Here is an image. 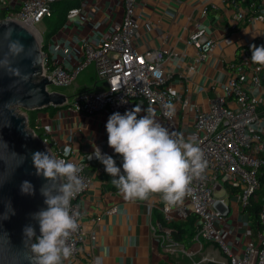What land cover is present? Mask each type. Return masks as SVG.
Instances as JSON below:
<instances>
[{
    "label": "built area",
    "instance_id": "built-area-1",
    "mask_svg": "<svg viewBox=\"0 0 264 264\" xmlns=\"http://www.w3.org/2000/svg\"><path fill=\"white\" fill-rule=\"evenodd\" d=\"M53 1L0 0V19H15L39 30L37 23L51 15ZM81 1L79 7L69 10L68 19L80 15L89 0ZM138 1L118 0L123 8L120 26L98 42L85 40L82 56L71 67L65 66L62 60L51 58L45 50L42 35L43 74L54 84L69 86L87 66L93 64L98 77L104 80L105 88L75 93L67 99L65 109L86 116L103 112H122L123 115L142 99L159 110L164 127L179 132L178 109L175 107L169 118L163 107L176 100L168 86L171 74L164 69L167 58L173 53L169 54L162 47L144 51L138 48L135 41L139 27ZM220 5L235 8L233 25L237 30L241 22L264 24V0H221L220 4H211L217 9L221 8ZM208 10L209 7H205L204 12ZM242 30L246 35L242 44L231 35L214 37L202 24H198L187 38V43L196 50L197 63L205 62L219 43L235 48V58L227 65L232 74L220 82L221 92L211 100L209 108L196 112L193 128L185 135L186 141L201 148L206 161L205 170L192 180L182 203L166 205L159 193L154 201V207L161 215L151 223V229L159 238L162 250L169 255L186 254L191 264H264V95L258 91L264 85V66L251 61V46L264 45V27L253 38H250L251 30L247 26ZM188 106L189 100L185 98L182 108ZM40 119L37 117L34 128L30 127L36 134L43 131ZM40 137L56 158H64L81 168L79 175L84 186L71 200L78 228L68 238L67 243L73 252L64 264H104L96 253L100 216L89 225L83 222L81 198L93 183L88 173L89 162L83 157L65 154L61 147L52 143L45 131ZM257 204H260L258 227L251 217ZM115 211L116 206L107 210L108 213ZM192 214L197 216L196 231L189 247L175 236L179 230L171 223L187 220ZM237 214L244 216L232 219ZM234 221L243 223L245 230L234 233L227 242L222 230ZM207 247L212 252L206 251ZM234 247L242 249L241 253L236 254Z\"/></svg>",
    "mask_w": 264,
    "mask_h": 264
},
{
    "label": "crops",
    "instance_id": "crops-1",
    "mask_svg": "<svg viewBox=\"0 0 264 264\" xmlns=\"http://www.w3.org/2000/svg\"><path fill=\"white\" fill-rule=\"evenodd\" d=\"M117 1L89 0L80 15L73 19L67 18L65 24L45 41V50L51 58L62 60L65 66L71 67L82 56V43L85 40L98 42L104 35L117 29L123 18L121 2ZM220 1L139 0L137 4L139 27L135 41L138 48L144 51L162 47L169 54L173 53L167 58L164 69L171 74L168 86L176 95L174 106L178 109V130L184 138L193 128L196 112L208 109L211 100L221 92L220 82L232 74L227 65L235 58L233 46L219 43L205 62L197 63L196 50L187 43L191 32L198 24H202L214 37L231 35L238 44H242L246 40L242 28L247 26L251 30L249 36L253 38V33L264 27L263 23L247 25L241 22L237 30L233 25L236 13L234 7L220 5L221 8L217 9L211 6L212 3L220 4ZM205 7H209L207 13L204 12ZM86 14H89L87 18ZM55 47L57 50H54ZM86 71L91 76L84 78L88 85L76 89L79 85L75 83L67 99L80 91L105 88L103 80L99 83L93 64L81 73ZM185 98L189 100V106L182 108ZM141 103L142 101L138 105ZM143 103L145 106L142 109L151 107L154 118L163 125L159 110ZM111 114L113 113L103 112L86 116L65 108H48L35 114L36 118H41V128L53 144L61 147L65 154L83 157L89 162L88 173L92 176L93 183L81 198V203L85 225L91 224L94 218L100 216L97 258L104 264H187L182 258L188 257L191 264L190 257L186 254L165 253L159 238L151 229V223L161 215L160 210L154 207L158 193L152 194L147 200L126 201L111 183L112 177L106 173L105 166L92 155L94 146L98 147L102 154L112 156L122 170V157L107 142L106 123ZM145 114L142 111L138 115ZM89 155H92L91 159H88ZM113 206H116V211L108 213L107 210ZM180 241L189 247L193 243L187 234ZM207 249L212 252L210 247L206 251Z\"/></svg>",
    "mask_w": 264,
    "mask_h": 264
},
{
    "label": "clouds",
    "instance_id": "clouds-1",
    "mask_svg": "<svg viewBox=\"0 0 264 264\" xmlns=\"http://www.w3.org/2000/svg\"><path fill=\"white\" fill-rule=\"evenodd\" d=\"M22 49L19 41L11 42L10 51L15 55ZM251 53L252 63L264 66V45H252ZM163 107L170 118L174 104L168 102ZM142 111L146 114L138 118ZM106 131L109 147L122 157V170L112 156L102 154L98 147L94 146L92 155L105 166L106 173L112 177L111 183L126 201L147 200L159 193L166 205L182 203L192 180L206 168L201 148L186 141L182 133L164 127L154 118L151 107L142 109L137 105L123 115L111 114ZM32 161L36 175L48 183L41 188L47 207L33 214L39 224V236L30 225L24 229L26 239L32 241L28 261L29 264H64L73 252L68 238L78 228L71 200L84 186L79 175L81 168L64 158H56L50 149L33 153ZM21 191L33 194V186L23 181Z\"/></svg>",
    "mask_w": 264,
    "mask_h": 264
},
{
    "label": "water",
    "instance_id": "water-1",
    "mask_svg": "<svg viewBox=\"0 0 264 264\" xmlns=\"http://www.w3.org/2000/svg\"><path fill=\"white\" fill-rule=\"evenodd\" d=\"M37 31L39 36L20 21L0 19V264H29L32 241L26 239L24 229L30 225L39 236L33 214L47 207L41 188L48 182L36 175L32 156L50 147L30 128L28 115L20 109H61L67 101L66 94L49 89L53 82L43 74L42 34ZM12 41L23 45L19 55L10 51ZM23 181L31 183L33 194L21 191Z\"/></svg>",
    "mask_w": 264,
    "mask_h": 264
},
{
    "label": "trees",
    "instance_id": "trees-1",
    "mask_svg": "<svg viewBox=\"0 0 264 264\" xmlns=\"http://www.w3.org/2000/svg\"><path fill=\"white\" fill-rule=\"evenodd\" d=\"M82 4L81 0H55L52 2V13L50 16L44 18V21L47 22V30L43 34L44 41L57 32L66 22L67 20V14L70 9L79 7ZM46 47V46H45ZM51 109L56 110L57 108L54 106L49 107ZM39 111V110H38ZM38 111H28V117H29V126L31 128H34L35 125V114ZM40 136L43 135V131L37 132ZM259 207L260 204H257L252 213L251 217L254 221L255 226H259ZM196 215L192 214L190 217H188L187 220L184 221H178V222H172L171 225L174 226L175 229L179 230V233H175V236L179 239H183L185 234L188 235V237H192L194 232L196 231Z\"/></svg>",
    "mask_w": 264,
    "mask_h": 264
},
{
    "label": "rangeland",
    "instance_id": "rangeland-1",
    "mask_svg": "<svg viewBox=\"0 0 264 264\" xmlns=\"http://www.w3.org/2000/svg\"><path fill=\"white\" fill-rule=\"evenodd\" d=\"M37 27L39 28V30L43 33L46 32L48 26H47V22L46 21H41V22H38L37 23ZM258 33V32H257ZM256 32H254V36H256L257 34ZM43 35V34H42ZM54 50H57V48L55 47ZM87 71L86 72H83L80 74V76L78 77L77 81L74 82L73 84L69 85V86H61V85H57V84H54L52 83L50 86H49V89L50 90H54V91H59V92H62V93H66V95H71L70 93L73 91V85L75 83H77V85H79L78 87L79 88H76V89H82V88H85L87 84V82H85V79L84 78H91V76L87 75ZM99 83L101 80L100 77H99ZM104 82V80L102 81V83ZM259 92L262 91L263 92V95H264V85L262 87L259 88L258 90ZM142 103L140 104L141 108L145 106V104L143 103V100L141 99ZM20 111H22L23 113L27 114L28 115V111H26L25 109H20ZM119 113H122V112H119ZM39 132V131H37ZM38 134V133H37ZM243 214H237L236 216H234L235 218L237 219H241L243 218ZM235 222V221H234ZM245 230V225L243 223H239V222H235L233 223L232 225H228L226 226V228L224 230H222V233H223V236L224 238L226 239L227 242H230L231 239H232V236L234 233H237V232H244ZM245 241V238L244 240ZM234 251L236 254H240L242 249L240 248H237V247H234ZM184 259V262H186L187 264L190 263L189 261V258L188 257H184L182 258V260Z\"/></svg>",
    "mask_w": 264,
    "mask_h": 264
},
{
    "label": "bare ground",
    "instance_id": "bare-ground-1",
    "mask_svg": "<svg viewBox=\"0 0 264 264\" xmlns=\"http://www.w3.org/2000/svg\"><path fill=\"white\" fill-rule=\"evenodd\" d=\"M34 31H35V33L39 36V32L37 31V29L35 28V27H31Z\"/></svg>",
    "mask_w": 264,
    "mask_h": 264
}]
</instances>
